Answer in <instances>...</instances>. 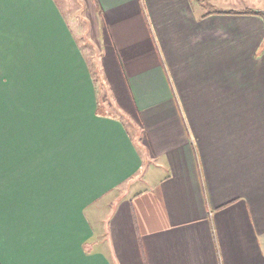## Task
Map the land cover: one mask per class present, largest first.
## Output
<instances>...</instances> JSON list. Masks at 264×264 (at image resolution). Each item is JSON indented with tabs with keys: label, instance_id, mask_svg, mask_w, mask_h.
Wrapping results in <instances>:
<instances>
[{
	"label": "crops",
	"instance_id": "crops-1",
	"mask_svg": "<svg viewBox=\"0 0 264 264\" xmlns=\"http://www.w3.org/2000/svg\"><path fill=\"white\" fill-rule=\"evenodd\" d=\"M94 3L141 143L59 3L0 0V264H264L262 7Z\"/></svg>",
	"mask_w": 264,
	"mask_h": 264
},
{
	"label": "rangeland",
	"instance_id": "rangeland-1",
	"mask_svg": "<svg viewBox=\"0 0 264 264\" xmlns=\"http://www.w3.org/2000/svg\"><path fill=\"white\" fill-rule=\"evenodd\" d=\"M60 7L62 8L72 30L80 42L84 52L87 57L90 59V63L93 71L97 74L98 77V87H99V95H100V103H103L101 106V110L105 113L114 115L123 122L127 124V127L131 129L134 136L138 139L140 136V132L134 126V120L132 114L126 112V110L117 103L113 96L109 93V88H106L107 85L106 79H103L104 76L100 74V61L97 57L99 51L98 47L89 39V34L87 33V28H91L89 20L87 16L95 13V3L94 0H56ZM262 3V4H261ZM244 7L251 6L256 7L260 6L262 8H258L262 10V15L264 13V0H243ZM232 11V10H231ZM233 13V12H229ZM103 77V78H102ZM138 142L141 143V140L138 139ZM143 189L142 183L138 180L134 185H131L128 189V193H132V191H139ZM107 198V197H106Z\"/></svg>",
	"mask_w": 264,
	"mask_h": 264
},
{
	"label": "trees",
	"instance_id": "trees-1",
	"mask_svg": "<svg viewBox=\"0 0 264 264\" xmlns=\"http://www.w3.org/2000/svg\"><path fill=\"white\" fill-rule=\"evenodd\" d=\"M239 13H252V14H257V15H261L262 11L261 10H256L255 8H245L241 11H237Z\"/></svg>",
	"mask_w": 264,
	"mask_h": 264
},
{
	"label": "water",
	"instance_id": "water-1",
	"mask_svg": "<svg viewBox=\"0 0 264 264\" xmlns=\"http://www.w3.org/2000/svg\"><path fill=\"white\" fill-rule=\"evenodd\" d=\"M256 10H260V9H256ZM262 11V10H261Z\"/></svg>",
	"mask_w": 264,
	"mask_h": 264
}]
</instances>
